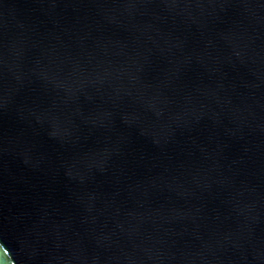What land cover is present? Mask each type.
Here are the masks:
<instances>
[{"label":"water","instance_id":"obj_1","mask_svg":"<svg viewBox=\"0 0 264 264\" xmlns=\"http://www.w3.org/2000/svg\"><path fill=\"white\" fill-rule=\"evenodd\" d=\"M0 264H264V0H0Z\"/></svg>","mask_w":264,"mask_h":264}]
</instances>
